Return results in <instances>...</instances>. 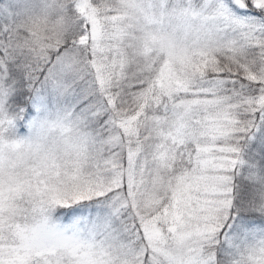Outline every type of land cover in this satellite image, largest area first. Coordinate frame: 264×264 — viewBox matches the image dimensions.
Returning a JSON list of instances; mask_svg holds the SVG:
<instances>
[{
  "label": "snow or ice",
  "instance_id": "snow-or-ice-1",
  "mask_svg": "<svg viewBox=\"0 0 264 264\" xmlns=\"http://www.w3.org/2000/svg\"><path fill=\"white\" fill-rule=\"evenodd\" d=\"M0 264H264V0H0Z\"/></svg>",
  "mask_w": 264,
  "mask_h": 264
}]
</instances>
